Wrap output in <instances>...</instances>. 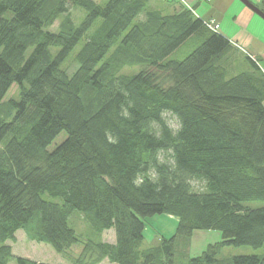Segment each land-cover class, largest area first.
Returning <instances> with one entry per match:
<instances>
[{
    "label": "trees",
    "instance_id": "1",
    "mask_svg": "<svg viewBox=\"0 0 264 264\" xmlns=\"http://www.w3.org/2000/svg\"><path fill=\"white\" fill-rule=\"evenodd\" d=\"M149 2L0 0V264H50L13 253L19 229L73 264H177L196 229L221 239L186 264H264V252L221 257L264 245V206L245 205L264 200V52L184 0ZM159 214L175 232L146 243Z\"/></svg>",
    "mask_w": 264,
    "mask_h": 264
},
{
    "label": "rangeland",
    "instance_id": "2",
    "mask_svg": "<svg viewBox=\"0 0 264 264\" xmlns=\"http://www.w3.org/2000/svg\"><path fill=\"white\" fill-rule=\"evenodd\" d=\"M98 1V0H97ZM106 0H101V3H104ZM198 2L197 6L195 7L196 13L201 18L210 19L208 17V12L210 14H214L216 17L213 20H218L220 16L223 15L224 22L233 28H240L243 31L249 32L253 37L257 38L258 45L254 47L255 49H249L248 52L251 54H257L260 52H264V20L251 11L248 7H246L240 0H195ZM257 6L264 8L263 0H251ZM186 4L194 5L192 0H184ZM161 3L160 0H150L149 7H160ZM244 8L247 15L251 18H247L241 9ZM70 12L74 19H78L83 11L74 7L72 5L69 6ZM81 10V11H80ZM143 13L139 14L134 21L142 19ZM77 22V20H76ZM57 22L53 24L55 27ZM51 29V28H50ZM222 32V27L220 28ZM229 34V33H228ZM80 44H78L74 48V52L79 48ZM193 47L188 44H184L174 50L170 55L169 58L180 59L184 57ZM264 62V60L262 61ZM264 64V63H263ZM141 66H131V67H124L122 69L123 72L126 73H133L138 71ZM16 91V85L13 84L10 89L8 90L6 97L8 98ZM166 122L169 126L176 130L179 126L178 120L174 115L169 112H165L163 114ZM57 137L54 141H52L48 145V149H51L60 139ZM160 157H162L160 155ZM191 184L194 188L200 189L202 184L198 181L192 180ZM248 208H257L264 206V200H253L248 201L245 203ZM78 211H74L72 213L76 214ZM71 215V216H72ZM75 225L79 228L83 227V221L79 216H73L72 218ZM72 224V222H71ZM177 224V218L167 214H159L155 215L152 218H147L145 220V228L143 230L144 239L146 243L154 241L158 239L160 236L168 237L175 232ZM73 225V224H72ZM74 226V225H73ZM75 227V226H74ZM76 228V227H75ZM115 234L113 229L105 230L102 234V238L110 243H113ZM221 239L220 232L217 230H207V229H196L193 231L191 237L187 241V243H183L180 240L176 243V263L177 264H186L188 257L194 256L198 254L202 249L205 248L207 243H212ZM13 248L14 253L21 254L20 256H31L34 259L50 264H73L70 260L66 257L56 253L48 244L46 243H35L33 240L27 237L26 232L23 229H19L16 232L15 241H7ZM75 248V246H74ZM75 252L77 249L74 250ZM264 252V245L261 247L254 248L250 245H239V246H226L223 248L221 257L222 256H231L237 254H261ZM8 264H16L15 260H10ZM98 264H114L109 262L105 259L103 262Z\"/></svg>",
    "mask_w": 264,
    "mask_h": 264
},
{
    "label": "crops",
    "instance_id": "3",
    "mask_svg": "<svg viewBox=\"0 0 264 264\" xmlns=\"http://www.w3.org/2000/svg\"><path fill=\"white\" fill-rule=\"evenodd\" d=\"M192 3H194L195 7L197 6L198 2L195 0H192ZM245 9L242 8L241 12H243L244 14H246L245 16H247V18H251L249 15H247L248 13H246V11H244ZM264 10V8H263ZM196 11V10H195ZM210 16V19L213 20L214 17H216L214 14H210V12H208V17ZM214 16V17H213ZM206 19V18H205ZM214 22L218 23L219 26V31L220 28L222 27L223 31L222 32L226 37H228L232 42H234L235 44H237L240 48H242L244 51L248 52V48L254 50V47H257L258 43H256L257 38L253 37L249 32L243 31V29L240 28H233L230 27L229 25H227L224 20H223V15L219 17V19L213 20ZM229 33V34H228ZM249 54H251L250 52H248ZM251 55H255V54H251ZM264 63V62H263ZM115 241V237L114 240L112 242ZM33 242L38 243L36 241L33 240ZM12 247V246H11ZM12 251L14 253V250L12 248ZM16 254V253H14ZM17 255H21V254H17ZM28 258L34 259L31 256H26ZM36 260V259H34ZM105 260V259H104ZM104 260H102L101 262H103ZM100 263V262H99Z\"/></svg>",
    "mask_w": 264,
    "mask_h": 264
},
{
    "label": "water",
    "instance_id": "4",
    "mask_svg": "<svg viewBox=\"0 0 264 264\" xmlns=\"http://www.w3.org/2000/svg\"><path fill=\"white\" fill-rule=\"evenodd\" d=\"M246 7H248L251 11L259 15L264 20V10L261 7L254 4L251 0H240Z\"/></svg>",
    "mask_w": 264,
    "mask_h": 264
},
{
    "label": "built area",
    "instance_id": "5",
    "mask_svg": "<svg viewBox=\"0 0 264 264\" xmlns=\"http://www.w3.org/2000/svg\"><path fill=\"white\" fill-rule=\"evenodd\" d=\"M207 24L215 30H217L219 27L218 23L214 22L213 20L208 21Z\"/></svg>",
    "mask_w": 264,
    "mask_h": 264
}]
</instances>
